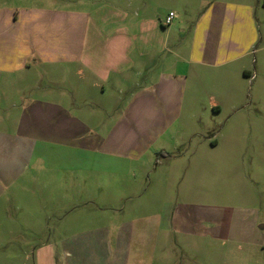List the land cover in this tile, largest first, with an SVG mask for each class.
Here are the masks:
<instances>
[{"label": "crops", "instance_id": "crops-1", "mask_svg": "<svg viewBox=\"0 0 264 264\" xmlns=\"http://www.w3.org/2000/svg\"><path fill=\"white\" fill-rule=\"evenodd\" d=\"M169 10L176 16L165 24ZM262 87L261 0H127L84 10L1 3L0 94L8 104L0 115L2 238L31 233L27 246L42 263L171 264L173 225L188 230L187 217L195 216L202 237L229 239L244 248L246 264H264V236L256 230L264 222L253 211L249 227L231 237L233 215L243 222L238 205L171 207L173 189L165 185L189 172L201 182L228 171L244 183L247 199L256 195L259 180L245 173L238 141L247 127L255 129L253 142L264 132ZM220 115L227 117L222 131L205 135ZM199 188L197 199H218L217 187ZM90 189L104 213L132 214V235L123 218L74 224L77 212L90 218ZM50 213L68 215L72 231L38 244ZM228 215L231 223L222 225ZM59 219L55 231L65 230Z\"/></svg>", "mask_w": 264, "mask_h": 264}, {"label": "rangeland", "instance_id": "rangeland-1", "mask_svg": "<svg viewBox=\"0 0 264 264\" xmlns=\"http://www.w3.org/2000/svg\"><path fill=\"white\" fill-rule=\"evenodd\" d=\"M112 3L115 5L123 6L126 5L127 0H0L1 3H9L13 5L17 4H37V5H45L49 7H56V8H69V9H80L84 10L89 8L90 6H97L101 3ZM254 66V64H253ZM250 70V74H253V67L251 66V62H249V67L247 68ZM251 74V75H252ZM245 76V75H244ZM247 77V76H245ZM253 77V76H252ZM45 80V79H44ZM255 89H253L254 92ZM1 91V90H0ZM36 91L34 88L31 92ZM240 92L245 95L244 100L246 102H249L248 99L249 95V86L243 83L240 86ZM252 91H250V94ZM259 95L262 96L263 102L262 105L264 106V87H262ZM4 96L0 94V115H3L4 108L7 107V103L4 102ZM254 99V98H253ZM249 104V103H248ZM246 104V105H248ZM252 103V110H258V108L253 105ZM12 109V108H11ZM10 109V110H11ZM9 110V113L11 114ZM221 118L218 121V123H213V125L208 129L205 130V135H210L211 133H215L218 129L220 132L222 131V126L225 120L227 119L226 116L220 115ZM207 121V118H204ZM263 122V119H262ZM218 130V131H219ZM209 132V133H208ZM255 129H249L248 127L244 131V138L240 137V141H238L239 145L241 142V146H243L244 152L246 153L244 156V162H245V170L247 174H252L254 179L259 180L258 188H256V195L250 199H247L245 195H243L244 191V183L242 184L240 179H238L235 176H232L229 174L228 171H225V173L213 176V179L206 178L200 182V180L197 179V177L194 174H191L188 171V168L186 171H188V175L183 174V180L177 179L176 182L170 186L169 183L165 184L169 189H173L172 191V200L169 201L171 204V207H173L176 201H180L186 206H194L198 202L201 203L203 201H210L212 204H220V205H229V206H237L241 210L239 218L243 220V222H236L234 221V215L232 219V223L229 220V215L224 217L221 220V224L223 225V222L230 224L231 223V229H230V236L232 237L233 234L235 235H242V230L249 227V222H246L245 219L248 217L249 211H253L256 216L257 224L264 222V132H258L257 141H252V136L255 134ZM256 136V137H257ZM254 138V136H253ZM220 137V141H221ZM243 144V145H242ZM243 157V153L241 152V158ZM244 166V164H243ZM186 169V168H184ZM152 172V171H151ZM152 180V175L150 177V181ZM144 181V180H143ZM144 182L142 189H145L146 191L149 190L150 183L146 179ZM182 183V184H180ZM214 183V186L212 185ZM180 184V188L177 189L176 186ZM199 186H202V189L205 191H210L213 188H218L219 197L212 198L210 200H199L197 199L196 192L201 190ZM188 191L186 192L188 195L187 197H181L180 199L177 198V192L180 190ZM143 191V190H142ZM233 193L237 195V199L235 196H233ZM88 197H90L91 203L86 206V210L90 212V218L87 217V213L85 215H81L80 213H76V219H74V224L77 227H94L96 225H100L103 223H109V224H117L121 221L123 218V221L125 224L128 225V229L123 228L125 231H129V234L132 235V229L130 226V221L132 220L133 216L132 214H127L124 217L119 214L118 212L113 213L112 211L105 213L97 208L94 203L103 204L102 200L98 198V193H95V191L88 190ZM171 198L170 196H166ZM81 199V198H80ZM168 198L164 201L161 200V203L167 202ZM76 203H79L81 200H77ZM157 207L160 205L159 200H156ZM132 204V199H124L123 205L130 206ZM244 209V210H242ZM171 211V209H170ZM173 212V211H172ZM171 212V213H172ZM225 212V211H224ZM89 215V214H88ZM86 216V218H83ZM171 214L169 213L168 217ZM58 218L61 220V223H65L64 227L65 230L61 228V231H55L59 230L56 229L55 226L58 224ZM45 223H48V225H45L44 230L41 232H38L37 238H35L36 243L41 241H47L50 239V242H52V238L56 240L58 237H61L62 234H68L72 231L69 230L70 224H68V215H61L58 217V215H55L54 213H50L45 216ZM107 220L108 222H105ZM65 221V222H64ZM185 226L188 227V230H175V227L173 225L172 233L170 236V240L172 243L171 248V254H172V262L171 264H179L181 261V264H246V254H244L243 249L240 248L238 245H232L231 241L229 242V239H220L219 242L216 241H210V239L206 236H201L199 231L197 230L196 226V217L195 216H188L187 217V223ZM228 229V228H227ZM258 232V239H262V236H264V228L263 229H256ZM5 233V232H3ZM108 237H112L113 233L112 231L108 230ZM2 234L0 233V264H49V263H42V262H36L32 250L33 246L28 245L30 239L32 238L31 233L27 235V232L21 231V230H14V231H8L6 232V237L2 238ZM29 240V242H28ZM34 242V240H33ZM39 244V243H38ZM243 251V252H242ZM132 256V255H131ZM131 256L129 258V262L131 261ZM199 260H202L201 263H199Z\"/></svg>", "mask_w": 264, "mask_h": 264}, {"label": "built area", "instance_id": "built-area-1", "mask_svg": "<svg viewBox=\"0 0 264 264\" xmlns=\"http://www.w3.org/2000/svg\"><path fill=\"white\" fill-rule=\"evenodd\" d=\"M175 16V12L173 10H169L164 16V23L169 24Z\"/></svg>", "mask_w": 264, "mask_h": 264}, {"label": "trees", "instance_id": "trees-1", "mask_svg": "<svg viewBox=\"0 0 264 264\" xmlns=\"http://www.w3.org/2000/svg\"><path fill=\"white\" fill-rule=\"evenodd\" d=\"M261 5L264 7V0H261ZM245 74H247L246 71H244Z\"/></svg>", "mask_w": 264, "mask_h": 264}]
</instances>
